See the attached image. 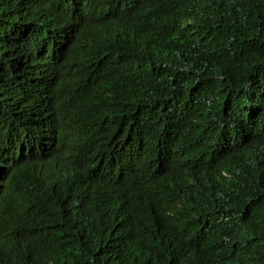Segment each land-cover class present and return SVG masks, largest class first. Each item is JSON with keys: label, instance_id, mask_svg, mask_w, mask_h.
Wrapping results in <instances>:
<instances>
[{"label": "trees", "instance_id": "1", "mask_svg": "<svg viewBox=\"0 0 264 264\" xmlns=\"http://www.w3.org/2000/svg\"><path fill=\"white\" fill-rule=\"evenodd\" d=\"M0 264H264V0H0Z\"/></svg>", "mask_w": 264, "mask_h": 264}, {"label": "clouds", "instance_id": "2", "mask_svg": "<svg viewBox=\"0 0 264 264\" xmlns=\"http://www.w3.org/2000/svg\"><path fill=\"white\" fill-rule=\"evenodd\" d=\"M258 158H260L258 150L248 147L246 156V170H242L239 167L232 168L228 163L220 168L221 180L227 187L228 195L231 198H234L238 194V190L245 183L248 167Z\"/></svg>", "mask_w": 264, "mask_h": 264}]
</instances>
